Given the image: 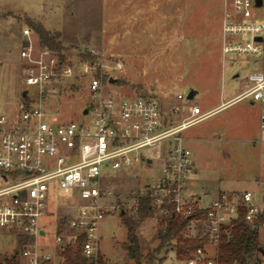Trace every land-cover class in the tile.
Here are the masks:
<instances>
[{"label":"rangeland","instance_id":"obj_1","mask_svg":"<svg viewBox=\"0 0 264 264\" xmlns=\"http://www.w3.org/2000/svg\"><path fill=\"white\" fill-rule=\"evenodd\" d=\"M225 5V0H0V111L17 113L23 91L29 90L30 95L35 93L25 81L21 57L22 45L28 42L24 40V29L31 28L29 18L42 21L51 31L61 32L66 60L75 70L72 76L62 78L59 91L47 101L54 121L82 118L90 98L88 81L92 73L104 81L116 78V82L109 80V87L122 96L151 94L165 100L167 106L195 101L203 105L222 87L226 92L238 94L244 88L243 82L249 72L264 71V52L257 57H223L221 25ZM253 10L256 17L264 21V2ZM31 38L37 47L42 45L34 29ZM88 53L94 60L83 58L82 55ZM207 79H212L214 84L212 93L206 90ZM192 89L196 90L194 98L188 99ZM179 93L184 94V98H179ZM248 100L243 99L237 106L219 112L215 118L194 123L189 129L208 126L232 111L235 114L229 119H234L236 108L247 105ZM182 114H176L174 118L181 119ZM222 143L226 145L225 141ZM174 144V139L164 141L163 154ZM252 144L232 142L234 147L228 154L217 146L216 150L221 151L219 161H230V173L222 183L214 175L194 181L189 177L184 194L189 199H196L201 194L205 203H209L217 196L207 193L208 186L224 185L239 191L249 189L254 194V201L261 203L260 212L264 213V149ZM149 150L143 149L145 153ZM148 159L103 171L101 187L105 194L101 204L107 212L101 220L100 251L109 264H136L124 247L127 228L121 212L135 214L137 196L144 194L147 185L161 175L164 157L152 162ZM49 197L52 211L43 218L49 225L47 234L40 240L43 246L51 249L57 233L56 215H65L75 202L67 200L65 205L67 198L56 186L52 187ZM138 232L144 253L153 251L160 243L157 215L145 218ZM2 237L1 256L17 245L15 236L10 237V243L6 242L8 238ZM259 239L264 247V222L259 225ZM215 249L212 245L209 250L215 253ZM164 250L167 256L162 264H185L175 257L172 249Z\"/></svg>","mask_w":264,"mask_h":264},{"label":"built area","instance_id":"obj_2","mask_svg":"<svg viewBox=\"0 0 264 264\" xmlns=\"http://www.w3.org/2000/svg\"><path fill=\"white\" fill-rule=\"evenodd\" d=\"M225 4L223 57L261 55L264 21L254 13L253 8L260 6L257 0H225ZM31 31L24 29L28 42L22 45L21 57L25 81L35 93L30 95L27 90L28 100L21 102L17 113L0 111V256L3 235L7 243L12 236L17 241L7 255L18 248L20 236L28 237L19 247V264H65L67 246L79 241L84 256L97 258L101 253V220L107 212L101 204L105 194L101 187L103 171L147 158L164 157L161 175L147 185L152 205L166 213L165 205L173 202L174 212L183 217L203 210L206 217H193L190 224L203 223L202 235H208L209 244H218L222 227L239 217L240 206L245 207L246 220L255 219L261 203L254 201L250 190L224 192L208 204H203L200 197L189 199L184 194L195 163L191 150L183 143L182 131L210 114L198 104H190L188 113L176 119V114L185 112L183 104H173L167 110L155 95L122 96L109 87V80L92 73L88 81L90 98L82 118L52 120L47 101L59 91L62 78L72 76L75 70L50 48L37 47ZM259 36L263 38L259 40ZM243 83L237 98L264 104V71L249 72ZM178 97L184 98V94ZM169 139L176 144L169 145L163 154L161 147ZM147 148L149 153L143 151ZM55 186L64 192L65 205L67 200L75 203L65 215H56L55 245L48 249L40 238L47 234L49 221L43 222V218L52 211L49 193ZM185 264L218 262L206 248L199 247Z\"/></svg>","mask_w":264,"mask_h":264},{"label":"trees","instance_id":"obj_3","mask_svg":"<svg viewBox=\"0 0 264 264\" xmlns=\"http://www.w3.org/2000/svg\"><path fill=\"white\" fill-rule=\"evenodd\" d=\"M28 23L38 33L43 46L53 50L63 61H67L60 31H51L39 20L29 18ZM82 56L94 60L92 54L88 53ZM27 100V95L22 97V101ZM137 203L135 214L127 215L125 212H121L122 222L127 228V241L124 242V247L136 264H162L167 256L163 252L164 249H166L165 252L171 249L175 250L176 258L179 261H186L194 256L199 247L206 248L209 244L208 235H191L188 232L193 217L200 219L206 217L203 210L196 212L191 217H183L174 212V203L169 202L165 205L168 211L160 212L152 205L148 190L137 196ZM245 211V207L240 206L239 217L222 227L214 254L218 264H264V254L261 252L263 246L259 239V225L264 222V213L259 212L253 221H248L244 217ZM153 215H157L159 220L160 243L153 251L144 253L138 229L145 218ZM61 220L63 223V218ZM28 240V237L20 236L18 248L11 255L0 256V264H19V247ZM65 264L109 263L102 253L93 259L84 256L81 241H79L75 245L67 246Z\"/></svg>","mask_w":264,"mask_h":264},{"label":"crops","instance_id":"obj_4","mask_svg":"<svg viewBox=\"0 0 264 264\" xmlns=\"http://www.w3.org/2000/svg\"><path fill=\"white\" fill-rule=\"evenodd\" d=\"M223 20L224 15L222 19V25ZM25 38L26 36L24 34V40ZM210 80L212 79H207L205 81V83L208 85L206 90L209 93H212L213 91H215V88L213 87V82ZM192 90L196 91L195 89ZM225 90L226 89L222 87L219 93L215 95L214 98H209L203 105L196 101L184 102L183 105L185 106V112H183L182 115H186V113H188L190 104H198L201 106L203 111L210 112L209 116L204 119V121H206L210 118H215L214 116H216L221 111L237 106V104L241 102V100L246 99L237 98V95L239 93L231 94L229 90L228 92H226ZM160 100L162 101L164 108L167 110L171 105H173L171 104L167 106V102L165 100ZM246 104L247 105H238L239 107L235 110L237 114L234 119H229L230 116L234 113V111H232L228 114V118L224 116L225 118L222 119L223 121L218 120L215 123L200 127L197 130H190V127H187L182 131L183 143L187 148L191 150L195 163V171L190 176L193 181L194 179L196 180V178L197 180H200V178H202L203 176L214 175L217 176L222 183L224 177H226V175L230 173V161L228 159L223 162L219 161V155L221 151L216 150L217 146L223 148L221 150H223V153L225 154L230 153L231 149L234 147L232 145V142L238 141H244L249 144L253 143V147H260L261 150L264 149V129L262 128L264 104L259 101H254L251 98H249ZM212 122H214V120ZM223 141L226 142L225 146L222 143ZM258 143L260 145H258ZM149 161L152 162L153 160ZM186 184H188V182ZM247 190L249 189H245L244 191ZM244 191H239L236 189L234 190L231 188L228 189L224 185L223 187L217 186V188H211L209 186L207 187V193L210 194L212 192V194H215L217 197L224 192L241 193ZM198 196L200 197V201L203 204H208L205 203V200L203 199V196L201 194ZM188 229L189 234L191 235H202L204 225L203 223H191ZM211 246V244H207L206 250H211ZM210 250L207 252L210 255H214L215 253H211L212 251ZM173 251L176 257L175 250ZM103 256L106 260H108L104 254Z\"/></svg>","mask_w":264,"mask_h":264},{"label":"water","instance_id":"obj_5","mask_svg":"<svg viewBox=\"0 0 264 264\" xmlns=\"http://www.w3.org/2000/svg\"><path fill=\"white\" fill-rule=\"evenodd\" d=\"M263 3V0H257V4L258 5H261ZM263 37L259 36L258 39L261 40ZM111 82H116L117 79L116 78H113V77H110L109 79ZM27 94V90H24L23 91V96H25ZM194 94H195V91L194 90H191L189 93H188V96L187 98L188 99H192L194 97ZM87 112V109L85 110V113ZM118 193V191H116ZM261 252L264 254V247H261Z\"/></svg>","mask_w":264,"mask_h":264}]
</instances>
